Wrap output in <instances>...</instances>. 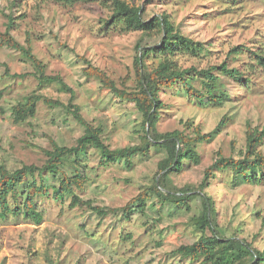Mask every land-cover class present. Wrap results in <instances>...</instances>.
Here are the masks:
<instances>
[{
  "label": "rangeland",
  "instance_id": "1",
  "mask_svg": "<svg viewBox=\"0 0 264 264\" xmlns=\"http://www.w3.org/2000/svg\"><path fill=\"white\" fill-rule=\"evenodd\" d=\"M127 1L141 6L146 15L167 12L186 34L205 42L210 51L201 58L181 57L183 66L205 68L226 61L251 76L250 86L223 76L231 99L220 106L200 105L181 85L162 92L170 108L162 114L161 131L183 129L186 120L192 119L203 132H211L224 115L230 118L211 141L199 144L201 162L190 163L173 176L180 186L198 185L218 151L226 156L241 155L248 123L264 125V69L252 52L264 50V0ZM12 2L0 0V31L6 30L5 13L12 10L16 17L13 34L23 44L31 34L47 73L61 75L75 90V103L80 104L89 122L103 129L106 142L112 148L140 142L142 115L135 104L122 101L97 80L86 77L85 63L77 54L105 70L118 86L134 89L137 78L133 62L141 33L100 30L102 19L111 14L106 0H17L14 7ZM238 45H244V51L232 53ZM149 62L154 65L157 60ZM7 68L9 75H5ZM34 70L21 52L0 47V161L11 169L23 164L41 165L46 160L44 150L51 149L53 141L71 146L84 132L64 108L43 101L34 118L14 121L12 106L33 91L69 102L70 93L58 82L41 86ZM192 80L202 86L200 80ZM260 148L264 151V143ZM162 155L153 150L143 159L136 157L135 167L129 170L122 162L102 165L99 152L91 149L82 158L89 180L81 195L99 205L122 207L151 184ZM65 166L74 171L75 159L66 156ZM206 192L215 203L221 232L246 239L263 250L264 221L258 213L264 216V184H235L231 172H218ZM69 202L57 204L40 199L45 216L41 223L24 217L0 221V264H191L174 255L173 250L194 242L204 232L210 234L191 220L200 213V202L193 199L191 211L185 207L169 211L158 204L147 215L136 212L130 219L121 212L100 218L81 208L70 209Z\"/></svg>",
  "mask_w": 264,
  "mask_h": 264
},
{
  "label": "trees",
  "instance_id": "2",
  "mask_svg": "<svg viewBox=\"0 0 264 264\" xmlns=\"http://www.w3.org/2000/svg\"><path fill=\"white\" fill-rule=\"evenodd\" d=\"M67 1L73 3L77 0ZM106 1L110 3L111 14L102 19L100 30L119 29L123 32L141 33L133 62L137 86L134 89L122 88L92 60L80 54L77 56L85 63L83 72L86 77L97 80L101 87L110 90L122 101L135 104L142 115L141 128L138 130L141 140L135 144L112 148L104 138L103 129L89 122L83 115L80 104L75 103V90L61 75L47 73L46 64L35 52L31 34L28 33L26 44L13 34L12 30L16 25L13 11L4 12L8 22L6 30L0 31V47L19 51L30 60L41 86L56 81L62 90L70 93L69 102L64 103L33 91L12 106L14 121L19 123L34 118L39 103L43 101L48 106L64 108L84 127V132L71 146L53 141L52 148L44 150L46 160L41 165L23 164L11 169L0 161V221L24 217L35 223L43 222L45 216L39 204L40 199L57 204H64L69 200L70 209L81 208L100 218L121 212L128 219L136 212L147 215L148 210L154 209L158 204L161 208H170L169 211L182 207L191 211L190 201L193 199L200 202V213L193 215L191 220L204 231L209 230L210 234L204 232L194 242L181 244L173 250L174 255L188 259L191 264L197 261L202 264H264V249L254 247L246 239L227 236L221 232L215 203L206 192L211 179L217 177L218 172H231L235 184H264V151L260 148L264 143V125L259 127L248 123L246 144L240 156H226L221 150L218 151L215 160L205 169L201 182L198 185L187 183L184 186L178 185L173 176L180 174L190 163L201 162L199 144L211 141L230 118L224 115L211 132H203L201 126L194 125L192 119L186 120L183 129L161 131L159 128L162 114L170 108V104L162 98L165 89L173 90L181 85L189 98L200 105L208 103L220 106L231 99L223 76L231 77L243 86H250L251 76L245 75L239 67H230L226 61L205 68L183 66L180 63L181 57L201 58L210 51L205 42L186 34L167 12L146 15L141 6L132 5L127 0ZM16 2L17 0H13V7ZM244 47L238 45L231 52L241 53ZM252 52L257 64L264 69V50ZM151 59H156L157 63L151 64ZM9 74L7 68L5 75ZM192 79L200 80L202 86L196 85ZM91 149L99 152L102 165L122 162L129 170L135 167L136 157L143 159L153 150L163 155L150 185L144 187L126 205L110 207L96 204L92 199L81 195L89 180L82 158ZM66 156L75 159L74 171L66 168ZM258 216L264 221L260 212ZM91 236L94 239L95 236Z\"/></svg>",
  "mask_w": 264,
  "mask_h": 264
}]
</instances>
